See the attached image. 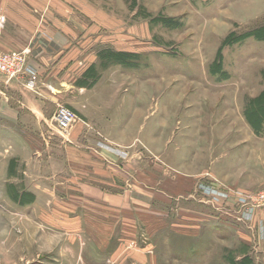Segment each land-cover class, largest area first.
Segmentation results:
<instances>
[{
  "label": "rangeland",
  "instance_id": "374dc122",
  "mask_svg": "<svg viewBox=\"0 0 264 264\" xmlns=\"http://www.w3.org/2000/svg\"><path fill=\"white\" fill-rule=\"evenodd\" d=\"M35 1L11 7L35 26L24 49L0 50L18 54L0 75L34 91L33 47L58 45L42 35L50 9L92 38L95 59L77 80L65 71L50 118L31 120L39 144L0 148V264H264V39L251 34L264 37V6ZM73 143L105 164L94 178L106 196L90 210Z\"/></svg>",
  "mask_w": 264,
  "mask_h": 264
},
{
  "label": "crops",
  "instance_id": "0c3cea01",
  "mask_svg": "<svg viewBox=\"0 0 264 264\" xmlns=\"http://www.w3.org/2000/svg\"><path fill=\"white\" fill-rule=\"evenodd\" d=\"M25 1L29 0H0V50L14 52L24 49L27 45L35 26L31 23V15H27L25 21H16V17L19 16L16 11H14L15 19L11 15V7H23ZM254 1L264 6V0ZM34 5L54 8L55 0H36ZM43 20L45 31L43 37L51 42L52 39L57 40L58 45L48 43V46L33 47L35 55L32 54L29 63L36 67L39 74V82L34 91L24 88L19 80L0 75V148L5 141H10V149L14 151L31 150L33 144H39L37 132L29 128L33 124L31 120L42 124V120L50 118L55 110V103L62 100L59 91L64 81L69 78L65 71L71 74L74 72L77 80L79 66H88L89 58L95 59V45H86L91 42V37L79 38L78 33L68 29L62 21H58V17L52 14V9L48 10ZM9 23L16 26L17 31H13L11 26H8ZM34 23L37 24L38 20L35 19ZM52 25L55 26L53 29H51ZM76 80H72V83L75 84ZM81 91L80 93H85L84 89ZM67 152L71 154L68 156L69 161L80 160L76 164H71L74 172L72 176L76 177L74 181L86 184L88 189L96 191L91 195L87 193L81 196L86 199L90 210L91 207H96L93 197L106 196V193L101 191L103 187L96 185L94 178L102 174L105 164L94 161V158L100 157L75 147L74 143L67 147ZM106 167L110 169V165ZM112 170L116 172L117 168L113 166ZM108 174L112 175L110 171Z\"/></svg>",
  "mask_w": 264,
  "mask_h": 264
},
{
  "label": "built area",
  "instance_id": "2783aa9c",
  "mask_svg": "<svg viewBox=\"0 0 264 264\" xmlns=\"http://www.w3.org/2000/svg\"><path fill=\"white\" fill-rule=\"evenodd\" d=\"M17 55L18 54H0V72L9 71L10 66H12L17 61ZM73 121V114L64 107H60L56 116L58 128L69 129Z\"/></svg>",
  "mask_w": 264,
  "mask_h": 264
},
{
  "label": "trees",
  "instance_id": "16d2710c",
  "mask_svg": "<svg viewBox=\"0 0 264 264\" xmlns=\"http://www.w3.org/2000/svg\"><path fill=\"white\" fill-rule=\"evenodd\" d=\"M251 34H253L258 39H264V37L260 35L257 31H253Z\"/></svg>",
  "mask_w": 264,
  "mask_h": 264
}]
</instances>
